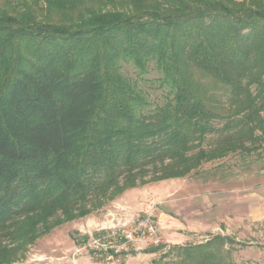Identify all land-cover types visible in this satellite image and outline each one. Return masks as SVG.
Returning <instances> with one entry per match:
<instances>
[{
    "label": "trees",
    "instance_id": "obj_1",
    "mask_svg": "<svg viewBox=\"0 0 264 264\" xmlns=\"http://www.w3.org/2000/svg\"><path fill=\"white\" fill-rule=\"evenodd\" d=\"M152 64L162 101L139 84ZM263 147L264 0H0V264L126 190ZM233 242L172 250L246 264Z\"/></svg>",
    "mask_w": 264,
    "mask_h": 264
},
{
    "label": "rangeland",
    "instance_id": "obj_2",
    "mask_svg": "<svg viewBox=\"0 0 264 264\" xmlns=\"http://www.w3.org/2000/svg\"><path fill=\"white\" fill-rule=\"evenodd\" d=\"M122 65L127 76L139 77L132 63ZM159 76L152 64L139 79L153 101L163 99ZM259 153L230 155L186 178L126 190L42 235L13 264H177L182 257L173 247L206 243L218 234L234 240L221 249L227 260L264 264V147ZM153 245L163 247L147 252Z\"/></svg>",
    "mask_w": 264,
    "mask_h": 264
},
{
    "label": "built area",
    "instance_id": "obj_3",
    "mask_svg": "<svg viewBox=\"0 0 264 264\" xmlns=\"http://www.w3.org/2000/svg\"><path fill=\"white\" fill-rule=\"evenodd\" d=\"M147 227V226H146ZM149 230H151V231H153L154 229H153V225H152V223H150V226H149ZM125 236V238H131V235H129V234H126V235H124ZM98 242V240L96 239V240H94V243L96 244Z\"/></svg>",
    "mask_w": 264,
    "mask_h": 264
}]
</instances>
